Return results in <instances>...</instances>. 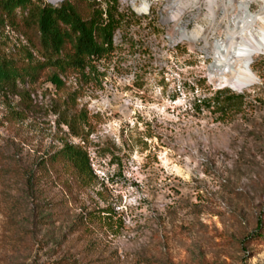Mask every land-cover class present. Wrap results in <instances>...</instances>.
Returning <instances> with one entry per match:
<instances>
[{
	"label": "rangeland",
	"instance_id": "rangeland-1",
	"mask_svg": "<svg viewBox=\"0 0 264 264\" xmlns=\"http://www.w3.org/2000/svg\"><path fill=\"white\" fill-rule=\"evenodd\" d=\"M192 1H172L181 14L157 1V14L124 15L94 76L68 71L56 86L48 68L0 90V264H264V52L246 88L211 78L227 19ZM21 15L0 21V52L41 59ZM80 112L73 136L62 120ZM65 142L87 150L89 183L49 160Z\"/></svg>",
	"mask_w": 264,
	"mask_h": 264
},
{
	"label": "trees",
	"instance_id": "trees-1",
	"mask_svg": "<svg viewBox=\"0 0 264 264\" xmlns=\"http://www.w3.org/2000/svg\"><path fill=\"white\" fill-rule=\"evenodd\" d=\"M42 1L0 0L1 23L4 19L15 20L19 11L22 14L20 21L35 27L36 51L41 57L36 59L32 52H26L23 58H13L0 52V90H14L18 83L32 85L48 68L53 70L49 76L50 82L61 86L64 83L62 73L73 71L83 74L88 67V73L83 77L94 76L97 63L113 56L115 46L112 35L123 20L117 11L116 0H102L105 11L97 0H63L58 4ZM79 115L62 120L73 136H80L83 131L85 117L81 112ZM49 160L53 164L61 162L72 168L81 185L89 183L96 176L90 167L88 152L81 145L65 142L49 156ZM260 237L262 235L258 232L254 233V238ZM53 264L76 263L63 258Z\"/></svg>",
	"mask_w": 264,
	"mask_h": 264
},
{
	"label": "bare ground",
	"instance_id": "bare-ground-1",
	"mask_svg": "<svg viewBox=\"0 0 264 264\" xmlns=\"http://www.w3.org/2000/svg\"><path fill=\"white\" fill-rule=\"evenodd\" d=\"M257 1L263 4L256 12H251L249 4ZM205 2L211 22L218 17V11L221 12L222 20L227 19L226 23L220 26L223 37L212 42L213 55L209 75L211 78H217L220 84H229L237 90L246 88L254 80L249 69L252 56L264 52V0H205ZM198 30L181 29V38L195 42L200 37L201 30Z\"/></svg>",
	"mask_w": 264,
	"mask_h": 264
},
{
	"label": "built area",
	"instance_id": "built-area-1",
	"mask_svg": "<svg viewBox=\"0 0 264 264\" xmlns=\"http://www.w3.org/2000/svg\"><path fill=\"white\" fill-rule=\"evenodd\" d=\"M61 1V0H60ZM99 2H101V7L102 9L105 11V3L102 2V0H97ZM157 1H164L167 3V14L169 13V16H171V12L175 13L176 7L173 5L172 1H176L177 0H116V7H117V11L120 15H122L123 20L122 22H125V17L124 15L128 16V14H134L137 17H149L150 14H157V10L154 9L153 4H155ZM51 3H54L53 1L50 0ZM58 2V1H57ZM180 2V1H178ZM56 3V2H55ZM187 9V5L185 4L184 6H180L179 10L177 12V14H181V13H185ZM177 14H175L177 16ZM103 16H105V13H103ZM160 17H162V13H160ZM121 22V24H122ZM120 27V26H119ZM118 29L116 28L113 32L112 35V44L113 46H115V41H116V36L118 33ZM181 29H185V28H180V40H182L181 38ZM184 40V39H183Z\"/></svg>",
	"mask_w": 264,
	"mask_h": 264
}]
</instances>
